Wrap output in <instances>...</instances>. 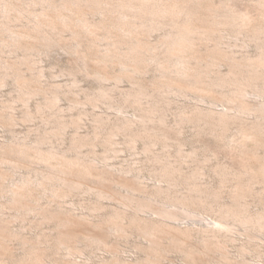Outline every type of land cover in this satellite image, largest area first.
<instances>
[{
  "label": "bare ground",
  "instance_id": "bare-ground-1",
  "mask_svg": "<svg viewBox=\"0 0 264 264\" xmlns=\"http://www.w3.org/2000/svg\"><path fill=\"white\" fill-rule=\"evenodd\" d=\"M18 1L0 0V85L6 84L8 77H12L16 93L11 95V100L7 103L4 100L0 102V119H15L9 109L13 110L18 100L24 105L22 110L25 119L34 118L35 112L31 109L29 100L41 95L43 100L37 105L36 112L45 121L44 125L54 123L55 126L53 124L50 130V125L43 129L41 127L42 131L33 140L13 137L0 143V195L7 197L8 208L15 210L13 214L22 222H27L30 219L29 213L33 212L34 217L39 216L30 221L34 225L40 226L46 222L48 225L49 222V225L53 223L58 229L56 228L55 233L52 229L51 233L40 232L35 236H28L23 230L25 224L14 228L10 224L13 219L5 217L1 209L0 264H42L51 253L58 256L63 250L68 255L83 252L80 244L86 240L88 246H107L109 235L113 232L124 237L136 232L145 238L148 243H138L143 254L135 260L120 255L105 256L92 264H162L163 254L172 250L184 253L186 264H198L199 261L202 264L205 263L202 258L208 257L205 255L204 258L202 254L206 250H210V253L211 250L217 251L213 247L222 246V236L226 232H232L237 227H242L246 233L253 228L264 229V207L253 213L249 207L250 202L246 199L249 194H254L256 183H264V154L259 152L260 147H264V100L260 99L264 96V0H253L261 6L256 9L255 18L250 11H246L248 13L244 15H236L226 2L222 7H215L212 0ZM36 5H40V8ZM85 7L90 8L89 11ZM96 14H100V17H96ZM14 21L24 25L23 32L13 29ZM220 25L233 27L230 31L237 32V35L233 34L235 41L240 34L255 41L259 51L255 55L249 53L238 56L237 50L221 42L223 37L220 34L228 31V28ZM68 30L74 35L72 42L61 43L59 32ZM161 30L163 32L160 38L153 42V32ZM89 34L94 35L92 43L95 44L96 54L92 53V56L97 57L98 61L95 57L93 60L91 54L90 60L98 62L95 66L88 64L89 52L87 55L83 52L84 49L81 51L79 48L84 40L86 42ZM243 39L247 45L248 41ZM212 40L214 43L210 44L209 41ZM62 44L78 55V59L84 64L85 74L93 76L99 82V91L87 92V100L95 105L98 102L105 103L119 113L114 118L94 114L93 134H75L71 147L66 150L52 145V137L62 135L70 123L63 118L65 116L60 115L57 102L61 99V94L76 92L74 89L77 87V80L71 85H51V82L49 87L36 86L34 82H40L43 74L35 66L36 59H32L34 52ZM6 48L16 55L13 60L2 56ZM31 62L32 66L29 65ZM224 62L230 65L227 73L220 69ZM23 64L30 70H37L36 74L28 75ZM116 66L120 67V71H115ZM151 67H155L157 73L150 84L145 75ZM124 78L130 79L131 86L121 91V98L116 100L112 92L119 85L110 87L106 82L111 79L121 82ZM172 95H193L201 101L209 99L212 104L208 107L196 103L192 106L186 103L179 106L176 124L190 122L197 135L212 134L222 138V141L232 135V139L225 141V144L231 147L232 159L235 160L233 162L238 167L225 163H214L213 168V164L210 165L211 171L219 177L222 185L227 182L232 184L231 201H223L221 189L215 191L216 188L213 189L211 184L209 186L204 180H200L205 173L204 167H207L204 163L208 159L203 157L200 160L198 146L186 153L182 148L183 140L171 135L170 131L175 128L166 122L164 109L167 108L164 104L174 101ZM251 96L258 97L259 100L254 102L250 100ZM80 101L77 99L71 108H76ZM128 106L136 109L134 116L125 115ZM245 115H253L254 118L250 119ZM78 122L80 121L75 120L73 123L78 126ZM234 128L235 133L227 134ZM177 132H180L179 128ZM120 133L125 136V142L130 148H136L137 142L143 141L146 158L153 162L154 175L159 178V182L165 181L167 185L157 184L149 191L140 186L138 181L126 177L117 182L119 187L113 186L116 182L112 181V184H108L114 188L111 185V188H107L108 184H104V180L108 181L107 176L110 175L106 174H113L106 167L109 164L99 166L94 162L96 157L82 155L81 147L89 144L94 148L103 142L108 151L116 153L119 148L115 146L119 139L116 141L114 137ZM160 142L165 150L157 153L158 149L155 151L153 147ZM172 147L176 149V158L170 151ZM93 148L92 154L95 156L96 150ZM194 161L201 163H194V168L185 171L188 167L185 169L182 164ZM40 163L44 167L36 166ZM111 167L120 172L131 170L130 167ZM21 168H27L28 171L21 172L18 181H11L9 186L6 180ZM92 178H96L101 185L89 186V182L94 181ZM84 179H88L89 187ZM75 190L94 195L82 204L91 212L84 214L82 219H76L71 210L59 200ZM263 192L258 194V197H262V205ZM44 196L48 199L46 204L41 201ZM105 198L114 199L120 205H106L103 202ZM161 199L165 200L164 205L155 206ZM187 218L189 222L185 225L175 223ZM198 219L205 222L196 228L194 222ZM79 224L86 227L93 225L97 230L87 227L86 233H83L84 230H77L76 226L81 228ZM229 236L227 235L228 239ZM247 236L248 241L240 246L242 254L257 244L251 242L254 234L248 233ZM193 237L199 239L200 245L191 242ZM12 240H18L20 253L10 251L13 245L10 248L8 243ZM257 251L262 255V251ZM224 252L223 250L222 253ZM225 259L229 258L225 256ZM79 263L68 260L64 264Z\"/></svg>",
  "mask_w": 264,
  "mask_h": 264
},
{
  "label": "rangeland",
  "instance_id": "rangeland-1",
  "mask_svg": "<svg viewBox=\"0 0 264 264\" xmlns=\"http://www.w3.org/2000/svg\"><path fill=\"white\" fill-rule=\"evenodd\" d=\"M16 1L19 2L18 0H16ZM212 1L214 2L213 5L215 7H222L226 3L229 5V7L231 5L230 8L233 9V11H235L236 15H244L250 11L251 15L252 14L254 15V18L256 17V15H255L257 12L256 9L259 7L261 8V6L258 5L257 2L253 1V0H228V1H226V0H212ZM36 7L40 8V5H36ZM87 8L85 7V9H87ZM89 9L90 8H88L87 10L89 11ZM246 11H248V12H246ZM66 12L70 13V11H68V10H66ZM96 15H97L96 17H100V14H96ZM257 18H258V15H257ZM256 22H257V20H256ZM200 23H203L204 25H208V24H206V22H200ZM22 25L23 24H21L19 21H14L13 22V29L15 31H18L19 33H21L25 29L24 25L23 26ZM220 26H222L223 28L225 27V29L227 27L228 31H224L223 33H221L220 35H222L223 39H221V38H219V39H221V42L225 43V45H230L231 49L237 50V52H239V53H237L238 56L246 55L249 53L250 54L253 53V55H255L259 51L258 46H257L255 41L248 40L246 38V36H244V34L238 35V37L241 39L238 38L237 41H235L236 37L234 38L233 34L235 33V35H237V32L230 31V29L232 30L233 27H229L226 25H220ZM60 32H59L60 35L59 34L58 35L61 37V40H60L61 43L72 42L71 39H73L74 35L71 31L68 30V31H60ZM162 32H163L162 30L161 31H154L152 34V37L154 36L155 39L151 38L152 41L153 42L157 41L160 38ZM93 37H94L93 34H89L87 39L85 38L86 42L84 40V43L83 42L81 43V47H79L80 45L78 46L81 49V51L84 49L83 52L85 51L87 53V55L89 52L88 61L90 60V57L93 55L92 53L96 54V52H95L96 47L94 46L95 44H94V42L92 43ZM242 39L248 41L247 45H245V43L242 41ZM209 43L212 44V43H214V41L213 40L209 41ZM235 44H238V45L236 46ZM63 45L64 44L54 45V46L47 48L46 50H42V51L39 50V51L34 52V56L32 57V59L34 61L36 59L35 66L37 67V70L39 68L42 71L43 75H41V77H40V80H41L40 82H34L35 80L34 79H32V80L34 82V85H36V86L40 85V86H45V87L46 86L49 87L51 82H52L51 85H53V84L71 85L73 81L77 80L76 81L77 87L74 89L76 92H65V93L61 94V99L57 102V107H58L57 109L60 111V113H61L60 115L65 116L63 118H65L70 123L68 124V127L66 128V130L64 129L63 130L64 132L62 131L63 133H62V135H60L61 137L60 136H58L57 138H56V136H54L55 138L52 137V140H53L52 143L54 142L52 145H55L59 148L62 147L63 149L65 148V150H66V148L68 149V147L69 148L71 147L72 137L75 134H77V133L79 134V132H80V134H82V136H86L88 132H89L88 135L93 134L92 133L94 130L93 118L95 115L102 114L104 116L106 115V116H109L110 118H114L115 115H117L119 113L114 108L108 106L105 103L98 102L99 104L95 105L93 102L87 100V98H86L87 92L99 91V89H100L99 82L93 76H88L85 74V71H84L85 67H83L84 64H83V62H81L80 59H78V57H77L78 55H76V53L72 52V50L69 49V47L67 45H64L65 47ZM202 47L204 48V46H202ZM227 47H229V46H227ZM231 49H229V50H231ZM5 50H6V52H4L3 55L2 54L1 55L8 60H13L14 57L16 56L14 54V52L8 51V48H6ZM243 51L245 53H243ZM90 54H91V56H90ZM92 57H93V60L95 58L97 59V57H95V56H92ZM93 60L91 59L89 61L90 63L88 62V64L93 65V66L97 65L98 59H97V61L95 60V62ZM29 65L32 66V62L29 63ZM23 68L25 69V71L28 75L36 74V72H37V70H30L29 68H27L26 64H23ZM116 68H115L116 72L120 71L119 66H116ZM229 68H230V65H227L226 62H224L223 65L220 67L221 71H223L224 73L225 72L227 73ZM155 73H157V71H155V67H151V70L145 75L147 77V80L149 79L150 84H151V81H153L152 79L154 78ZM106 83L110 87H114L115 85H117V86L119 85L118 88H116L112 92V94H114V97L117 98L116 100L121 98V95H120L121 91H124V90H126L125 88L128 89L131 86V81L128 78H124L123 81H121V82H119V81L117 82V81H115V79H111L110 81H107ZM14 89H15V81L12 77H8L7 83L0 85V102L3 100L6 103H7V101H10L11 95L16 94ZM204 91H206V90H204ZM204 93H206V92H204ZM172 96L171 97L174 98V101L171 102L170 104H167L169 106L164 104V106L167 108V109H164L166 122L169 126L175 128V130L173 129L170 131L171 135L173 137L179 136L183 140L182 141L183 142L182 148L184 150H186L185 151L186 153H189L192 150V148L194 149L195 146H196V148L198 146L197 151L199 152L198 157L200 158V160H203L204 158H207L209 160V161L208 160L205 161V163H204L207 167H204L205 173H204V175L201 176L200 180L202 182L204 180V182H206L208 185L211 184L212 186L211 185H209V186H211L213 189L216 188L217 190L215 189V191H218L219 189H221L223 201H231L232 200L231 191L233 189V187H231L232 184L227 182V184L222 185V183L219 180V177L216 176L215 174H213V171H211V170L214 166V163L215 164L225 163L226 165L232 164L233 166L235 165L236 167H238L237 163L233 162L235 160L232 159L233 156H232L231 147L230 146L228 147L225 144V141H227V140L230 141L232 139L231 134L235 133L236 129L235 128L230 129V131L227 132V134L230 133L231 137L228 135L229 139L228 138L223 139L224 142L221 140L222 138L220 139L219 136H214L212 134H202L201 136L197 135L196 129L192 123L185 122L184 125H183V123H180V124L177 123L176 124V122L178 120L177 112L179 111V106H181L183 104L184 105L187 104L188 106L191 104L190 106H192L196 103V104H199L202 106L204 105L205 107L206 106L208 107V106H212L211 101L209 99L201 101L199 98L197 99L193 95H187V96L172 95ZM77 99L79 101L81 100L80 101L81 103L77 105L78 108L77 107L71 108L72 104ZM260 99L264 100V96ZM42 100H43V98L41 95L33 96L29 100L30 107L35 112V117L30 119V120L25 119L24 110H22V109H24V105L21 101L18 100V102H16L14 104V105H16V107L13 110L9 109V111H11L13 113V116L15 117V119L10 120L8 117L0 119V143L3 141H6V140H11L13 137L27 138L29 140L36 139L38 137L39 132L42 131V129L44 127H48L50 125V124H47L48 126L44 125L45 121L43 120V118H41V115L36 112L37 105ZM250 100L256 102V100H259V98L251 96ZM220 107L221 106H218V108H220ZM135 113H137V111L133 106H128L126 108L125 115L134 116ZM245 116H247V115H245ZM247 118L252 119V118H254V116L249 115V116H247ZM75 120L80 121V122H78V126L75 123H73ZM1 124H2V126H1ZM53 124L54 123H52L48 127V130L51 129L50 127H52ZM181 125H183V126H181ZM54 126H55V124H54ZM41 127H42V129H41ZM177 128H179V130H180L179 133L177 132ZM62 138H63V140H62ZM114 139L116 141L118 139L121 140V141L118 140L116 142L115 147L119 148L118 151H116V153L112 152V151H108L106 148L107 145L104 144L103 142H101V144L100 143L97 144L98 146L94 147L95 149L93 147H91V145H89V144H87L85 146L83 145L81 147V151L83 152L82 155H84V156L90 155L89 157H94V158L96 157L97 161L95 159L94 162H97L99 164V166H104V163L109 164V166H106V167L109 168L110 170H112L114 175L111 173L106 174V176L107 175H110V176H107L108 181L104 180V184L106 183V185H107L108 182L111 183L113 181L114 183L116 182L115 184H113V186H115V185H117V182H120L122 179L124 180V178H126V177H127V179L130 177L129 178L130 180L138 181L140 186L142 185V187H144L145 189L148 188L147 190H149V191L151 189H153V187L157 184L167 185V182H165V181L159 182V178L154 175V171L152 170L153 169V162H150L148 160V158H146L147 153L144 152V143L142 140L138 141L136 144V148L133 149V148H130L127 146L128 144L125 142V136L122 133L116 135L114 137ZM105 145H106V147H105ZM174 147L176 148L177 146L175 145ZM174 147L170 148L171 149L170 151H172L173 156H175L174 158H176L177 152L175 153L176 149ZM92 148L94 150H96L95 156L92 154V151H93ZM153 148L155 151L158 149L156 151L157 153H162L165 150V148L163 147V144L161 142H160V144L155 145ZM187 150H189V151H187ZM202 152L204 154L201 155ZM259 152L264 154V147L263 146L260 147ZM105 156L106 157L110 156V157L106 158ZM174 158L172 157V159H174ZM206 162H208V163H206ZM194 163L200 164L201 162L194 161L192 163L189 162V164L183 163L182 165L184 166L185 169L188 167L187 170H185V171H190L191 168H194V166H196ZM211 164H213L211 166L212 168L210 167ZM192 165H193V167H192ZM36 166L44 167V165L42 163H40V165H36ZM111 166L118 167V168H120V167L129 168L130 167L131 170L128 172H120L118 170L112 169ZM27 171H28L27 168H25V169L21 168L19 172L14 173L12 178H8L6 180V183L8 185H9V183H11V181H13V183H15V181H18V178L21 175L20 173L21 172L25 173ZM93 179H94V181H90L89 182L90 184L88 183V179H86V180L84 179V182L86 183V181H87L86 185L89 184V186H92V187L93 186L96 187L98 185L99 186L101 185V183H99V182H97V180H95L96 178H92V180ZM82 181H83V179H82ZM111 184H108L109 186L107 185V188H109ZM9 186H11V185H9ZM113 186L111 185L112 188H114ZM117 187H119V186L117 185ZM263 188H264V183H256L254 185V189H255L254 194L253 195L249 194V196H247L248 198H246L247 201L250 202L249 207L253 213L261 211L262 208L264 207V205H262V199H261L262 197H258L259 196L258 194L263 192ZM184 191H186V190H184ZM263 196H264V194H263ZM44 197L41 199V201H43V203L46 204L48 202V199L46 197H45L46 198L45 199ZM90 197H94V195L91 193H88V192L81 191V190H78V191L75 190L72 192V194H69L67 197H64L62 199L58 198V199L63 202V205H65V207H67L68 209L71 210V213L73 215H75L74 217L76 219H82L84 214L91 213L87 208H85L82 205L83 203H85V201L87 202V199ZM259 199H261V201ZM1 201H3V202H2V204L0 203V210L2 209L4 211L5 217H7V218L9 217V219H13V222H12V220H10L12 222V223H10L11 226H13L14 228H20L21 225L25 224V228L23 230H25V232L28 236L29 235L35 236V235H37V233L39 234L40 232L41 233H43V232H47V233L50 232L51 233V232H53V230L55 233L56 230L58 229L53 223H50L51 225H49V222H48V225H47V222L44 224L42 223L40 226L34 225L33 222H30V221H34V218H38L39 216L34 217L33 212L29 213L30 214V219H28L29 221L27 220V222L24 223V222H22L21 219L15 217V215L13 214V213H15L14 212L15 210L8 208L9 206L7 203V197L6 196L0 195V202ZM4 202H5V205L3 204ZM103 202L106 205H109V204L110 205L111 204L112 205H120L116 200L110 199V198L103 199ZM52 203H54V205H55V202H52ZM164 203H165V200L161 199V201L156 202L155 206L161 207V205H164ZM4 207H6V208H4ZM77 214H78V217H76ZM140 214L147 215V213H145V212H140ZM0 215H1V213H0ZM201 215H206V214H201ZM153 216H156V215L154 214ZM13 217H15V218H13ZM207 217L209 219H213L210 216H207ZM209 219H207V220L209 221ZM20 220H21V222H20ZM83 221H85V220H83ZM85 222H84V224L88 223V222L87 223H85ZM188 222H189V218L183 219L180 221H175V223H180L182 225H185ZM204 222L205 221L201 220V219L195 220L194 227L198 228L201 226V224H204ZM17 224H18V226H17ZM84 224L83 225L79 224V225H81V228L83 226L85 229L84 228L81 229L80 226L75 225L76 227H78V229L77 228L76 229L79 231L84 230L85 232H83V233H86V228L89 225H87V227H86V225H84ZM54 226H55V228H53ZM90 227L94 228L95 226L90 225ZM90 227H88V228L90 229ZM62 228H64V227H62ZM95 230H97V229H95ZM95 230H93V231H95ZM87 231L89 232L90 230H87ZM116 233L117 232H113L112 233L113 235L112 234L109 235L110 240H109V243L107 244V246L103 244V245H99V247H97V245L94 244V246H93L94 248H93L92 246L87 245L88 242H86V241H88V240H86V241L84 240L86 244L84 242L80 244V246H82L83 252H80V253L76 252L74 255H68L66 253L67 251L63 250V251H61V252H63L61 254L62 256L59 254H58V256H57V254L55 256V255H52V253H51V256L49 255V257H46L47 259L45 258V260L43 261L42 264H64L68 260L75 261L76 263L80 262L79 264H81V263L82 264H86V263L92 264L95 261H97L98 259L100 260V259L104 258L105 256L111 257L114 255H118V256L120 255V257H123L126 259L128 258L129 260H133V259L135 260L136 258H138L139 256H141L143 254L142 250L138 246V243L139 242L142 243V241L144 244L148 243V241H146L145 238H143L139 234L137 235L136 232H134V234H131V235L129 234L127 237L126 236L124 237L121 235L119 236V234L118 233L116 234ZM248 233L254 234V239H251V242L253 244L254 243L255 244L257 243V244L256 245L254 244L255 246L254 247L252 246V249L250 251H247V253L242 254L240 251V246L244 242L248 241V239H249V237L247 236ZM227 235L228 236L230 235L229 239H228ZM255 235L257 238H255ZM222 237H223L222 240L224 241L222 246L221 247H213V249L215 248V250L218 249L217 251L214 252L211 250V253H210V250H206V252L208 251L207 253L209 255L206 252L204 253V255L202 254V256H204V258L206 256H208V257H206L208 259V261L206 258H205L206 260L202 258V260L205 261V263L203 262L202 264H206V263L207 264H223V263L224 264H231V263L232 264H236V263L237 264H264V229L253 228L251 231H247V233H246V230H244L242 227H239V228L237 227L232 232H226V234H224ZM190 240H191V242L193 241V243L200 245L199 239L197 237H193ZM17 242H18V240H14V241L12 240L10 242L11 244L8 243V247L10 246V248L13 245V249L11 248L10 251L14 250L16 253L11 251L14 254H18L21 252V247L20 248L18 247L19 242L18 243ZM84 244L87 245V247ZM114 245H116L117 248ZM256 248H257V250L259 249L260 251L263 252L262 255H260L259 252L257 250H255ZM15 249L16 250L18 249L17 250L18 252ZM1 250H3V249H1ZM8 250H9V248H8ZM108 250H109V252H108ZM115 250H116V253L114 252ZM223 250L225 251L224 253H222ZM10 251H7V252H10ZM111 252H114V254ZM166 253L163 254V256H162L164 258H161L162 264H186V262H185L186 258H185L184 253H181V252L176 251V250H172V251H169ZM225 254H227V255H225ZM108 255H110V256H108ZM54 256H55V259H58V257H59L62 260H60V259L55 260ZM225 256H227L229 259L226 260ZM214 257H215V259H214ZM210 258L213 260H211ZM65 259H67V260H65ZM230 261H232V262H230ZM221 262H223V263H221ZM198 264H201V261H199Z\"/></svg>",
  "mask_w": 264,
  "mask_h": 264
}]
</instances>
